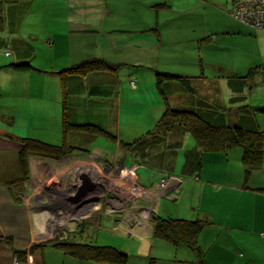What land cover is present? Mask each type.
<instances>
[{
    "label": "crops",
    "instance_id": "obj_1",
    "mask_svg": "<svg viewBox=\"0 0 264 264\" xmlns=\"http://www.w3.org/2000/svg\"><path fill=\"white\" fill-rule=\"evenodd\" d=\"M37 2L22 0L0 6V18L3 20L4 16V21L13 25L10 38L0 39V49L5 51V58H14L0 66V89H4L8 74H11L9 78L15 84L7 95V99L10 97L8 100L2 101L0 96V264H100L74 259L46 245L48 242L40 236L43 231L36 229L33 217L44 213L51 216L57 223L51 234L64 225L68 228L66 224L69 221L65 220L74 216L72 212H75L76 205H70L66 199L73 187L80 185L75 179L76 173H89L93 158L99 156L108 162L106 156L112 153V163H108L118 165L121 161L126 167H137L140 179L135 181V185L149 188V192L136 204L139 207H133L126 213L122 212L127 208L123 193L113 202L118 213L100 210V207L87 209L91 218L72 227L70 234L75 235L65 240L97 245V233L109 235L110 231L111 238L108 240L114 241L110 244L128 255V264H199L192 250L157 239L153 231L158 218L201 220L207 223L199 238L204 252L203 264H264V168L254 173L247 183L241 149L227 153H201L192 135L183 129H175L166 137L149 138L133 149H126L122 144H130L146 136L156 127L165 110L156 89L157 72L198 78L194 85L197 94L193 96L176 85L165 87L173 108L195 111L215 126L239 124L247 129L264 131V121L260 123L253 114L264 106L246 104L247 88H241L242 85L233 89L228 80L232 76L245 77L250 72L241 76L235 69L219 66L217 71L215 66L204 65L208 57L206 49L212 44L200 43L205 39L212 41L217 34H243L246 33L243 27H250L229 16L218 25L215 19L212 24L207 20L204 24L190 25L191 28L177 26L165 34L164 29L159 30V15L152 12L150 2L144 8L141 4L132 3H127L125 7L111 0ZM195 2L204 8L210 6L207 0ZM226 6L230 7L229 1H226ZM121 10H127V15L138 11V19H134L136 22L129 24H138V27L130 28L128 22L120 23ZM28 17L34 18L30 26L35 22L43 30L33 28L26 37L21 30ZM2 26L0 22L1 32ZM184 30L190 33L184 34ZM192 35L188 42H195L200 52L202 50L201 57L194 56L190 48L177 49L179 43ZM38 42L41 47L36 48ZM167 50L170 52L168 55ZM90 59H103L122 66L116 72L70 78L69 117L75 124L98 125L117 136L118 141H112L115 151L112 152L110 146L86 150L83 148L86 145L104 142L99 141L103 137L72 133L68 137L69 144L76 150L70 154V161L66 163L65 157L58 161L30 156L29 178L25 185H34L32 187L37 188L34 190L42 193L32 194L30 189L19 194L15 183H22L24 177L20 162V137L26 138L28 130L16 128L19 114L14 119L8 118L9 125L6 121L7 107L3 105L12 101L11 97L17 98L18 90H29V108L22 110V115L36 122L49 123L53 119L64 143L58 73ZM168 59H173V62ZM21 62L31 63L36 70L24 73L8 67ZM207 69L212 75L207 73ZM257 73L259 70L253 73L251 79ZM222 80L227 82L222 85L230 90L228 102L219 94L215 95V86L223 91ZM150 95H153L152 104L147 102ZM149 111L152 112L149 123L144 125L143 119ZM260 115L264 117V113ZM125 122L130 123L127 132L123 131ZM74 158L77 159L75 163ZM81 165L84 170L80 169ZM141 172H144L145 180H150L148 186L141 184ZM162 174L181 178L178 193L166 198L156 190L153 185L160 182ZM115 177L123 178L121 175ZM93 180L96 179L93 177ZM49 182L56 187L57 182L61 183L58 191L60 201L56 202L48 196ZM109 205L112 206L111 200ZM100 211H104V216L97 214ZM41 240L45 243L40 244ZM19 252L24 256L18 258Z\"/></svg>",
    "mask_w": 264,
    "mask_h": 264
},
{
    "label": "rangeland",
    "instance_id": "obj_2",
    "mask_svg": "<svg viewBox=\"0 0 264 264\" xmlns=\"http://www.w3.org/2000/svg\"><path fill=\"white\" fill-rule=\"evenodd\" d=\"M38 4L39 3H46V2H50V3H65L68 2L69 0H37ZM109 1V0H108ZM119 2L120 4H122L121 6H127V3H132L135 5L141 4V8L144 6H147V2L151 3V10L152 12H154L155 14L159 15V24L161 25V29L159 30H163L164 29V33L165 34H169L171 29H175L177 26L180 27L182 29H186V28H191L190 25H195L196 23H198V25L200 24H204L207 23V20L209 21L210 24H212L213 20L215 19V24L218 25L222 22V19L225 17H229V13L227 11V6H226V1L228 0H210L209 1V7L204 8L203 6H198L196 5L195 0H111V2ZM160 2V3H159ZM163 3V4H162ZM213 7H212V6ZM166 9V10H164ZM150 11V10H149ZM127 10H121L120 14H119V19H120V23H124L125 22L129 25L132 21H135L134 19H138L137 13L135 14H128ZM5 17H6V13ZM124 15V16H123ZM146 17V16H145ZM231 17V16H230ZM34 20V18L32 17H28L24 23V26L21 30V34L23 36H28V33L30 32V30H32L33 28H37L39 31L43 30V27L40 26V24H35L31 22ZM0 22H2L3 26V31H0V39H9L11 36L10 30H12L13 25H11V22H5L4 21V16H3V20L0 18ZM6 23V24H5ZM130 28H134V27H138V24L136 25H129ZM244 28V31L246 33L243 34H235L232 33L231 35H222V34H217L214 35V38L212 39V41H210L209 39H205V41H202L200 43L209 45L212 44L211 48H207V59L202 60L204 65H212L215 66L214 68L217 69L219 66H223L225 68H230V69H235L236 72H238V74H242L241 76H245L246 74H248L252 69H258L259 73H257L254 78H250V80L246 83L247 86V90H246V104H250L253 106H264V31H257V30H252L251 28ZM199 31V30H198ZM162 32V31H161ZM189 31L184 30V34H189ZM198 34H201L200 31L198 32ZM3 36V37H1ZM197 36V35H195ZM29 38V37H28ZM193 35L191 36V38H186L185 40L187 41H183V43H179L177 46V49H186V48H190L191 52H193L194 56H200L201 57V52L200 49L195 45V42H188V40L192 39ZM43 45H46L45 43H43ZM200 47L202 46L201 44H199ZM34 46V45H33ZM40 46V43H36V48H38ZM41 47V46H40ZM195 47L197 49H195ZM203 49V46L201 47ZM171 49H175L174 47H171ZM167 55L170 54L169 50L166 51ZM181 52H179L180 54ZM175 54V53H174ZM14 58H11L10 60H13ZM177 59L178 56H177ZM8 60V61H7ZM10 60L8 58H5V51H1L0 49V66H2V64H5V61L10 62ZM170 60V59H168ZM173 60V59H172ZM172 60H170L171 62H173ZM169 62V61H168ZM196 68V67H195ZM211 68V67H209ZM207 73L212 75V72L210 71V69H207ZM9 77H11V74H8V79L4 80V89H0V96L2 97V101L7 99V95L10 92V90H12L15 87L14 84V80L10 79ZM224 80H222L220 83L221 85L223 83V85H226L227 82H223ZM222 85V86H223ZM252 85V86H251ZM214 88V87H212ZM222 89V87H221ZM215 90V95L219 94L220 97H222V99L226 100V102L229 101V93L230 90L228 88H225L223 86V91H221L219 89V87L215 86L214 88ZM29 90H18L16 93L17 98L11 97L12 101H7L6 105H3L6 108V121L8 123V118H13L15 116H17L18 114V127H22L24 129L28 130V134L25 136L26 138L29 139H35V140H40L49 144H53V145H57L60 146L63 144V137L61 136V133L59 134V131H57L55 129V123L52 120L49 121V123H47L46 121H30L31 119H26L25 115H22V110L27 111L28 110V103H29ZM145 93V92H144ZM6 94V95H5ZM154 95V94H153ZM153 95H150L148 97V104H152L154 102L153 100ZM10 97H8L9 99ZM7 99V100H8ZM0 100V101H1ZM1 101V102H2ZM12 107V108H10ZM251 107V106H250ZM152 112L149 111L147 113V115L144 117V125L149 123V116ZM254 115L257 116L258 121L260 123H262V121H264V117H262L260 115L259 112H253ZM252 114V115H253ZM24 121V122H23ZM23 123L25 125H23ZM9 125L11 124L10 121L8 123ZM130 126V123L125 122L124 124V132H127L128 127ZM264 132V131H263ZM80 134V133H78ZM21 139L24 137H20ZM99 141H104L101 143H97V144H92V145H86L85 147H83L86 150L91 151L93 148L95 147H100V148H106L108 146H110V149L112 152L115 151V144L109 141H107L106 139H102L99 138ZM109 142V143H108ZM126 143V142H124ZM81 145V144H80ZM79 145V146H80ZM107 145V146H106ZM109 148V147H108ZM88 152V151H87ZM113 153L111 155L106 156L108 162L112 163V156ZM42 157V156H40ZM70 154L67 155L65 158V162L67 163L68 161H70L69 158ZM74 157V156H72ZM111 158V159H110ZM64 159V158H62ZM61 159V160H62ZM94 159V160H93ZM92 160L94 162H92L91 164V169H93L94 167H97L101 173V177H97V180H95L94 182H96L98 184V190L96 191L95 194L90 195L88 197V200H92L95 201L93 204L88 205L86 204L85 208H80L79 211L83 210H87V209H92V208H96V207H100V210H110L113 213H118L119 210L114 208V204L113 202L115 201V199H117V196L120 195V193H123L125 195V198L127 200V208L126 209H122L124 213H126L127 211H129L131 208L133 207H139L138 205H136L140 200L141 197H139L138 195H136V192L133 193L132 189L129 190L128 187L131 186L133 188H144L139 184L135 185V181H139V176H138V168L136 167H128L130 169H128L125 164H123V162H119V164H115V165H110L108 162H104V164L101 163L99 156L97 158H93ZM54 160V159H53ZM58 160V161H61ZM74 162H77V159L74 158ZM95 161H97V164L95 163ZM40 164V163H38ZM84 165V164H82ZM79 166L80 169L83 168V166ZM87 165H85L86 167ZM42 167V166H41ZM88 167V166H87ZM89 168V170H91ZM263 168H264V164H263ZM262 168V169H263ZM84 170V168L82 169ZM87 173V172H86ZM77 174V173H76ZM90 174V173H88ZM142 178H141V184L144 186H148L149 182L148 179L145 180V176L143 175L144 172L140 173ZM121 175L123 178H117L115 176H119ZM163 178H165V180H167L166 184H163L162 179H160L158 183L154 184L153 186H155L159 191V193H161V195L163 197H171L172 193L175 192H179L180 191V184H181V178L178 177H174V176H166L165 174H162ZM93 179V178H92ZM124 180V181H123ZM133 182V184H132ZM26 182L23 183H19L16 182L15 184V189L16 191L20 194L28 192L30 189V193L35 194V193H42V192H38L36 187H32L34 185H25ZM58 185L57 187L55 185H52L53 182H49L47 187H49V197L51 199H55L56 202L61 200V197L59 198L60 193L58 191H60L61 187L59 188V182H57ZM177 183V184H176ZM132 184V185H131ZM50 185V186H49ZM123 186V188H121ZM149 189V188H147ZM139 191V190H138ZM141 192H139L140 194ZM74 194V191H71V195ZM41 196H43L44 198L46 196H44L43 194H41ZM136 196V197H134ZM113 198V199H111ZM134 198V199H133ZM47 200V199H46ZM98 200V201H96ZM111 200V205H109V201ZM88 205V206H87ZM82 210V211H83ZM148 212L149 209H147ZM77 211V212H79ZM81 211V212H82ZM88 211V210H87ZM73 213V212H72ZM99 216H104V211L103 212H98L97 213ZM85 215L87 216H83L81 217H75L72 216L70 220H65V222L69 221L68 224H66V226H68V228L62 226L57 228L56 230H54V232L51 235H43L42 238L46 239V242L51 241V240H65L67 238L70 237V235H75L70 234L71 232V228L72 227H77L78 225H80L81 223H83L84 221H87L88 219H90V213H86ZM117 215H114L113 217H116ZM63 221V220H61ZM64 227V228H63ZM70 228V229H69ZM97 246H108L110 245L111 247L113 245H111L110 243H114V241H110L108 239L111 238V232L109 231V235H107L105 232H98L97 233ZM44 240H41L40 244L43 243ZM45 243V241H44Z\"/></svg>",
    "mask_w": 264,
    "mask_h": 264
},
{
    "label": "trees",
    "instance_id": "obj_3",
    "mask_svg": "<svg viewBox=\"0 0 264 264\" xmlns=\"http://www.w3.org/2000/svg\"><path fill=\"white\" fill-rule=\"evenodd\" d=\"M20 1L22 0H0V6L14 4ZM228 1L230 2V7L227 9L229 12L233 0ZM121 66L122 65H116L103 59H90L58 73L62 92V130L64 134V143L57 146L35 139H21L22 148L20 151V162L24 173V177L21 180L22 183L29 178L30 156L38 155L54 160H61L73 153L76 148L69 144L68 139L69 135L72 133H80L92 138L103 137L113 142L118 141L117 136L108 132L101 126L93 124H75L70 120L68 84L70 78L86 77L95 73L116 72ZM8 67L24 73L36 70L29 62L11 64ZM257 70L258 69H252L245 77H230L228 80L232 88L236 89L242 85L243 87L241 88L246 87L248 84L247 82ZM202 77L203 75L199 78ZM197 79L198 78L183 77L171 73L157 72L155 74L156 89L164 103L165 110L156 127L146 136L137 139L133 143L127 144L123 142L122 144L126 149H133L136 146L140 147L149 138L166 137L175 129H183L192 135L201 153H227L234 149H241L243 151L242 164L244 167L245 179L246 182L249 183L253 174L261 171L263 168L264 132L258 128L247 129L239 124L232 126H215L195 111L173 108L170 104L169 94L165 87L168 84L176 85L185 93L193 96L197 94L196 87L194 86ZM257 111L264 113V109H258ZM206 226V221L201 220L190 221L175 218H158L153 235L155 238L168 242L174 246H185L189 248L196 254L199 264H203L204 252L200 247L199 238ZM46 245H51L65 255L80 261L100 264L129 263V257L126 253L111 246H97L93 244L71 242L69 240H51L48 241ZM17 256L21 258L24 254L19 252Z\"/></svg>",
    "mask_w": 264,
    "mask_h": 264
},
{
    "label": "built area",
    "instance_id": "obj_4",
    "mask_svg": "<svg viewBox=\"0 0 264 264\" xmlns=\"http://www.w3.org/2000/svg\"><path fill=\"white\" fill-rule=\"evenodd\" d=\"M228 13L243 25L258 31H264V0H233L232 7ZM131 84L135 87L134 82ZM162 181L164 185L167 182L165 178ZM128 189H132L133 193L136 192V195L141 198L144 197L145 193L149 192L146 188L138 189L129 186ZM139 192L141 193L139 194Z\"/></svg>",
    "mask_w": 264,
    "mask_h": 264
},
{
    "label": "water",
    "instance_id": "obj_5",
    "mask_svg": "<svg viewBox=\"0 0 264 264\" xmlns=\"http://www.w3.org/2000/svg\"><path fill=\"white\" fill-rule=\"evenodd\" d=\"M75 179L80 182V185L73 187L74 194L67 197V202L80 208L91 202L94 203L95 201L88 200V197L96 193L98 184L93 181L91 175L85 172L77 173Z\"/></svg>",
    "mask_w": 264,
    "mask_h": 264
},
{
    "label": "bare ground",
    "instance_id": "obj_6",
    "mask_svg": "<svg viewBox=\"0 0 264 264\" xmlns=\"http://www.w3.org/2000/svg\"><path fill=\"white\" fill-rule=\"evenodd\" d=\"M38 156V155H37ZM100 158V157H99ZM100 161H101V163L103 164L104 163V161L100 158ZM35 162V161H34ZM39 163V162H38ZM35 164V163H34ZM87 167V166H86ZM98 168L97 167H95V169L93 168V169H91V170H89V173H90V175L92 176V178L94 177L96 180H97V177H101V173H100V171H99V169L97 170ZM97 176V177H96ZM93 181H95V180H93ZM91 204H93V202H91L89 205H91ZM88 206V205H87ZM76 208H75V212H73L74 213V215L76 216V217H83V216H85V214L87 213V210H81V211H79L80 210V207H78V206H75ZM84 207H86V206H84ZM84 207H82V208H84ZM77 211H79V212H77ZM72 213V214H73ZM78 215V216H77ZM74 216V217H75ZM34 225L36 226V229H39V231H43V233L40 235V236H43V235H46V236H48V235H50L51 234V232H52V230H53V228L56 226V221L51 217V216H48V215H46L45 213L44 214H40V215H34ZM69 220V219H68ZM47 224L50 226H47ZM54 224V225H53Z\"/></svg>",
    "mask_w": 264,
    "mask_h": 264
},
{
    "label": "flooded vegetation",
    "instance_id": "obj_7",
    "mask_svg": "<svg viewBox=\"0 0 264 264\" xmlns=\"http://www.w3.org/2000/svg\"><path fill=\"white\" fill-rule=\"evenodd\" d=\"M53 160V159H52Z\"/></svg>",
    "mask_w": 264,
    "mask_h": 264
}]
</instances>
